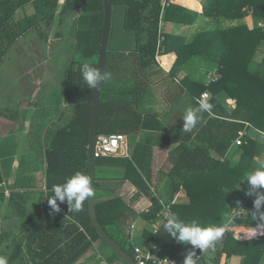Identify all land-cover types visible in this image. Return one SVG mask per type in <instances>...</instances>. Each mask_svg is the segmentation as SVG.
<instances>
[{
    "label": "trees",
    "instance_id": "1",
    "mask_svg": "<svg viewBox=\"0 0 264 264\" xmlns=\"http://www.w3.org/2000/svg\"><path fill=\"white\" fill-rule=\"evenodd\" d=\"M161 1L112 0L113 22L116 20V10H121L123 31L132 35L134 41L129 48L126 40H119L117 46L108 52V73L111 77H123L121 66L129 62L131 57L135 58L137 64L134 66L137 69L158 66L159 56L173 52L177 56L170 71L173 77H178L181 72L188 73L186 77H192L191 69L196 58L202 57L216 64L214 77L218 79L209 88L200 86L201 92L210 91L213 95L208 100L212 105L210 112L233 123L222 122L226 132L217 139L213 138L208 145L204 143V146L192 147L185 142L174 151V180L167 183L166 203L171 205L178 192L184 189L189 202L172 205L175 216L186 222L199 221L203 227L225 226L226 191L235 189L250 171L258 168L261 147L249 131L253 126L264 135V27L257 23L250 29L246 24L236 22L248 16L264 22V0H203L201 14L175 3L163 10ZM187 4L201 9L196 0H187ZM200 18L209 20L211 25L209 29L198 32L191 41L174 35L175 26H192ZM68 20L72 22L69 35L75 41L79 59L67 71L63 100L72 105L75 111L68 123L54 128L46 136V191L37 194V201L33 203L19 193L11 195L10 207L23 219V235L9 239V236H5V230L1 233V244L12 240L7 244L8 264H75L93 250L96 243L102 242L107 247L92 223L89 199L78 212H71L66 201H57L60 211L52 212L47 200V196L52 194V186L62 184L76 171L89 176L94 89H90L83 81L79 68L85 62L98 66L105 20L104 0H65L62 6L60 0H0V66L21 37L44 28L48 32L58 21L56 36L61 38ZM162 22L164 27H161ZM127 52L133 55L125 59ZM260 53L263 54L262 60L256 61ZM117 66L120 74L115 71ZM111 93L112 88L107 80L101 96L98 136L132 135L142 129H149L148 121L153 117L146 116L147 119L142 122L143 115L137 112L134 102L126 99V93H114L118 96L116 99L111 97ZM221 95L235 102L232 113L219 112L218 108L223 106L217 98ZM241 133H245L243 145L238 146L241 160L237 165L228 166L226 164L229 163L223 159ZM144 152L146 149L138 146L133 159L103 157L97 159L96 163L95 204L98 220L110 238L133 258L135 246L131 227L139 215L115 194L103 198L100 179L105 169H110L114 174L125 169L121 179L131 182L138 189V197L145 195L153 198L154 210L145 217L154 221L163 207L159 198L152 196L150 181L145 180L139 172V156ZM224 166L228 167V172L218 177L217 172ZM3 183L0 173V186ZM255 199L256 196H252L245 204L247 213L237 219L238 226L256 229L257 225L264 224L259 215L257 219L253 215L256 212ZM5 200L3 192L0 194V208ZM28 205H35V209L31 210ZM260 212L264 213V205ZM144 238L158 244L164 250L163 254L181 259L185 245L173 240L164 231L163 225L158 235L146 232ZM108 250L109 254H103L108 264H127ZM195 251L197 255L199 249ZM209 253L213 254V264H221L223 258L228 264L234 257H240L241 264H264V234L244 240L236 239L231 231L225 230L223 236L211 246ZM200 264H209L207 257Z\"/></svg>",
    "mask_w": 264,
    "mask_h": 264
},
{
    "label": "crops",
    "instance_id": "2",
    "mask_svg": "<svg viewBox=\"0 0 264 264\" xmlns=\"http://www.w3.org/2000/svg\"><path fill=\"white\" fill-rule=\"evenodd\" d=\"M198 1H201L199 3L201 9L190 7L187 4V0H175L174 3L201 14L203 12V6L201 4L203 0ZM64 3L65 0H60L61 6ZM257 23L260 24L261 21L254 16H248L236 22V24H246L250 29ZM209 24L211 25L209 20L200 18L192 26H175L173 33L176 36H182L191 41L198 32L209 29ZM122 34L123 36L130 35L123 31V27H120V37ZM126 38L128 40L132 39L131 37ZM124 40H126L125 36ZM128 40H126V44L131 43ZM132 55L131 52H127L124 58L127 59ZM261 55L259 54L258 57L262 58ZM169 56L172 58L167 62ZM164 58L166 59L164 60ZM176 58L177 56L174 52L159 56L157 60L158 66L153 65L145 70H140L135 67L137 64L135 58L131 57L129 58V62L121 66L124 70L122 71L123 77H111L108 80V84L112 88V98L116 99L118 97L114 93H126L124 94L126 99L134 102L137 112L143 115L142 122L147 119L145 118L146 116L153 117L152 120L148 121L149 129H142L132 135L123 134L128 138L129 156H118L116 158L133 159V154L138 146L145 148L146 152L139 156L141 161L139 172L145 180L150 181L148 183H150L149 186L151 187L152 196L158 197L164 204V208L166 206L170 208L169 216L165 215V209L163 208L157 214L154 221L148 220L145 215L154 210L153 198L145 195L138 197V189L131 182L121 179V175H125V169L118 170L119 172L117 174H114L110 169L102 171L103 175L100 179L102 197L108 198L109 195L115 194L122 198L139 215L131 227L132 240L136 237L135 232L140 237V243L135 248L149 249L153 245H158L153 241L145 239V233L149 232L155 235L154 231L156 229H158L159 233L163 222L174 215L171 206L174 204H187L189 202L187 192L181 189L171 205L166 203L167 183L168 181L174 180V151L185 142L192 147H196V145L204 146V143L212 142L213 138L217 139L220 134L226 132V126L222 122L233 123L232 120H226L212 112H209V114L205 111L199 114L200 119L190 132L183 131V116L185 110L189 107H198L197 101L200 100L204 93L208 92L211 99L213 98L210 91L201 92L202 87L200 86L204 85V87L209 88L210 84L218 79V77H212L216 74L217 66L205 58H196L193 60L191 69L192 77H186L188 75L186 72H181L178 77H173L170 75V71ZM115 71H118V66ZM118 73L120 74L119 71ZM63 87L64 85L58 87V90H51L48 87L45 89L46 91L44 90L45 94L39 92L40 94L30 95L29 90H26L21 95L19 94L20 96L17 98H14L15 96L12 95V98H10V109H7L8 105L0 103V118L17 123V125H25L23 131L21 130L16 135L19 138L13 139L11 147L5 141L4 137L6 136H0V173L4 180V183L0 186V194L4 192L6 195V202L0 208V214L2 212L7 213L4 218H0V235L5 230V236L10 235L9 239H15L17 236L20 238L23 235V219L18 216L15 209L10 207L12 206L9 203L11 195L19 193V195H24L25 198L29 199V202L33 203L36 200L37 194L46 191V131L50 133L54 128L68 123L74 115L75 108L72 105L66 104L63 100ZM47 92L52 94L46 95ZM217 99L221 101V105L223 106V108H218L220 113L226 111L230 114L233 112L236 104L232 99L222 95ZM202 132H205V134H202ZM249 132L251 137L259 142V146L261 147V154L257 159V167L259 168L261 165H264V135L253 126ZM40 151H43L45 160V175L43 176L44 178L42 177L39 180V175L44 171L42 169L34 170V168L41 164ZM213 154L215 156V153ZM223 160L229 163L226 164L228 166L239 164L241 154L236 144L232 146L227 157ZM227 172L228 167L224 166L217 172V176L222 177ZM248 189L249 185L243 180L235 189L226 191L228 201L225 212V228L229 227L232 231H246L250 229L245 228H254L238 225L233 226V223L237 221H234V215L240 210H243L242 217H244L247 213L244 209L245 204L252 196H256L255 192L252 195H248ZM257 191L264 194V189ZM239 201L238 209L231 211V207H229L230 203L235 204L234 202L239 203ZM28 207L31 210L35 209V205H28ZM15 216L16 218H20L18 222H15V225L10 229L3 228V223H7L8 221L12 223ZM27 237L28 234L25 239ZM8 243H0V255L3 252L6 253L9 251V248H7ZM4 247L6 248L5 250ZM99 247L102 253L99 251ZM162 251L164 250L162 249ZM189 251H192V246L185 245L181 259L178 260L184 261ZM103 254H109V250L105 249L102 242H98L95 244L93 250H90L75 264H108L106 259L103 258ZM5 256L8 257L7 253ZM206 257L209 264L214 263L211 260L213 257L212 253L210 254L208 252ZM27 259H29L28 254ZM241 263L242 259L240 257H234L228 261V264ZM221 264H227L226 258H223Z\"/></svg>",
    "mask_w": 264,
    "mask_h": 264
},
{
    "label": "rangeland",
    "instance_id": "3",
    "mask_svg": "<svg viewBox=\"0 0 264 264\" xmlns=\"http://www.w3.org/2000/svg\"><path fill=\"white\" fill-rule=\"evenodd\" d=\"M196 2L200 3L201 1L196 0ZM121 14H122L121 10L117 9L115 12L116 20L112 24L109 52L112 49H114L115 46H117L116 42H118L119 40L122 41L124 40V37L121 38L119 35V28L120 27L122 28ZM70 19L72 20V18ZM57 22L58 21H56L53 24L52 28L48 32H46L44 28L42 29L43 31L42 30L39 32L30 31L25 36L21 37L14 44L13 48L5 57L4 62L0 66V103H4L8 105L7 109H10L9 105L11 100L10 98H12V95L15 96L14 98H17L26 90H29L30 95H35L39 92L45 94L44 90L48 87L51 90L53 89L58 90V87H62L64 85L65 77L69 68L72 66V64L76 62V60L79 59L75 51V41L69 35L72 22L68 20L65 30L63 29L62 31L63 35L61 38L56 36V33L58 31ZM162 23L164 25V22ZM161 27L164 26H162L161 24ZM124 36L132 38L131 40L125 38L126 40L131 42V43H127L128 44L127 46L130 48L133 45L132 44V42L134 41L133 36L132 35L129 36L124 35ZM171 58L172 57L169 56L167 62H169ZM261 60H262L261 57H257L256 59V61H261ZM107 73H108V69H107ZM50 94L52 93L49 92L46 93V95H50ZM24 126H25L24 124L17 125V123H12L9 120L0 118V136L2 137L6 136L4 137L5 141L7 145L11 147V143L13 142V139L19 138V136L17 137L16 135L21 130L23 131ZM47 134H49V132L46 131V136ZM40 138L43 140L42 137ZM39 155L41 156V164L35 167L34 170L42 169L44 171L39 175V180H40L45 175V167H44L45 160L43 157V151H40ZM249 191H251L250 188L248 189V192ZM234 203L235 204L230 203L229 207H231V211H233L234 209H238L240 201L239 203L237 202ZM6 215L7 213L2 212L0 214V218H4ZM19 219H20L19 217L16 218L15 216L13 218L12 223L9 221L7 223H3V228L5 227L10 229L15 225L14 224L15 222H18ZM235 225L238 224L235 222L233 223V226ZM225 230L230 231L229 227L228 228L226 227ZM135 235L136 237H134L132 242L134 246H138L140 243L139 241L140 237L137 232H135ZM235 238L239 239L240 237L235 235ZM11 241L12 240H10V243ZM5 249L6 248L4 247V250ZM98 249L100 251L101 248L99 247ZM105 249L108 250L107 247H105ZM5 255L6 253L3 252V254H1L0 256H5Z\"/></svg>",
    "mask_w": 264,
    "mask_h": 264
},
{
    "label": "clouds",
    "instance_id": "4",
    "mask_svg": "<svg viewBox=\"0 0 264 264\" xmlns=\"http://www.w3.org/2000/svg\"><path fill=\"white\" fill-rule=\"evenodd\" d=\"M79 70L83 81L90 89L98 88L103 82L111 79L110 73L104 71L101 73V70L90 62L81 64ZM197 103L198 107H189L185 110L183 116V131L185 132H190L196 126L200 119V113L211 111L212 105L210 103L203 100H199ZM245 182L251 190L247 194L252 195L253 192L256 194L254 200L256 212L253 215L256 219L259 215L260 220L264 221V213L260 212L262 205H264V194L257 191L264 189V165L250 171L245 177ZM51 193L50 196H47V200L52 212L60 211L57 201L61 203L66 201L71 212H78L82 210L83 203L94 194L89 176L81 171H76L62 184H54ZM163 229L176 242L192 246L193 250L186 255L184 264H196L195 249L204 250L213 246L214 242L223 236L225 226L210 225L203 227L199 221L186 222L173 215L163 222ZM260 229H264V224H259L256 229H252L253 234H257ZM0 264H8L6 256H0Z\"/></svg>",
    "mask_w": 264,
    "mask_h": 264
},
{
    "label": "water",
    "instance_id": "5",
    "mask_svg": "<svg viewBox=\"0 0 264 264\" xmlns=\"http://www.w3.org/2000/svg\"><path fill=\"white\" fill-rule=\"evenodd\" d=\"M104 13H105V20H104L102 39H101L99 61L97 66L101 70V73H103V71L106 72L107 70V57L109 52V44H110L112 23H113L112 0H104ZM103 86H104V82L100 85V87L95 88L92 97L91 125H90V138H89V178L94 194L91 198H89L90 216L96 231L101 237V240L107 245V247L112 252H114L119 259L123 260L127 264H137L131 255H129L126 251H124L114 240L110 238V236L107 234V232L100 224L96 213L95 189H96L97 159L95 158V148H96V142L99 131V115H100V104H101ZM231 233L233 236L236 235L233 231H231Z\"/></svg>",
    "mask_w": 264,
    "mask_h": 264
},
{
    "label": "built area",
    "instance_id": "6",
    "mask_svg": "<svg viewBox=\"0 0 264 264\" xmlns=\"http://www.w3.org/2000/svg\"><path fill=\"white\" fill-rule=\"evenodd\" d=\"M175 0H162V8L163 10L168 7L171 3H174ZM163 26V23H162ZM260 27H264V22H261ZM206 94V95H205ZM210 99L209 93H204L200 100H203L208 103ZM245 133H241L240 137L236 141L237 146L243 145ZM129 144L128 138L126 135L117 134V135H103L98 136L95 148V158H103V157H118V156H129ZM259 190V189H258ZM161 202V201H160ZM164 208V204L161 202ZM165 215L169 216L170 208L165 207ZM243 216V210H240L238 213L234 215V221L241 218ZM232 231L231 228H229ZM158 229L154 231V234L157 235ZM211 247L206 248L204 250H199L196 255V264H200V262L206 257ZM135 258L137 264H184V261L177 260L169 255L163 254L162 249L158 245H153L149 249L135 248ZM195 258V257H194Z\"/></svg>",
    "mask_w": 264,
    "mask_h": 264
},
{
    "label": "bare ground",
    "instance_id": "7",
    "mask_svg": "<svg viewBox=\"0 0 264 264\" xmlns=\"http://www.w3.org/2000/svg\"><path fill=\"white\" fill-rule=\"evenodd\" d=\"M233 232L238 237H240L242 239H249V238L254 237V236L258 235V234L264 233V230H258L257 234H253L252 229L246 230V231H236V230H233Z\"/></svg>",
    "mask_w": 264,
    "mask_h": 264
}]
</instances>
